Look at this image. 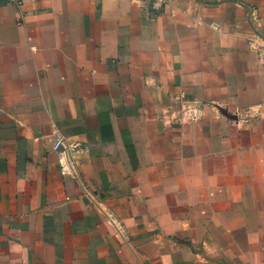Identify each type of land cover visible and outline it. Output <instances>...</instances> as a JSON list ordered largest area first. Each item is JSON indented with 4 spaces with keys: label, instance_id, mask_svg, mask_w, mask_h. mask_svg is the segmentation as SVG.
<instances>
[{
    "label": "crops",
    "instance_id": "0c3cea01",
    "mask_svg": "<svg viewBox=\"0 0 264 264\" xmlns=\"http://www.w3.org/2000/svg\"><path fill=\"white\" fill-rule=\"evenodd\" d=\"M17 1L0 264H264V0Z\"/></svg>",
    "mask_w": 264,
    "mask_h": 264
},
{
    "label": "built area",
    "instance_id": "2783aa9c",
    "mask_svg": "<svg viewBox=\"0 0 264 264\" xmlns=\"http://www.w3.org/2000/svg\"><path fill=\"white\" fill-rule=\"evenodd\" d=\"M9 2L14 3L15 5L19 6L20 2L17 0H9ZM168 2V0H148V6L153 13L160 11V9ZM250 111L249 110H240L237 109L234 113L235 121L236 122H247L250 118ZM64 139L60 134H56L55 140L52 143V149L54 151H60L61 147H63ZM73 151H80L81 149L78 148V144H72L68 146ZM62 165V172H66V169H70L69 160L64 153V163ZM117 225V224H116Z\"/></svg>",
    "mask_w": 264,
    "mask_h": 264
}]
</instances>
